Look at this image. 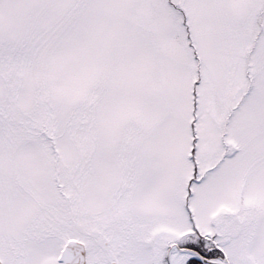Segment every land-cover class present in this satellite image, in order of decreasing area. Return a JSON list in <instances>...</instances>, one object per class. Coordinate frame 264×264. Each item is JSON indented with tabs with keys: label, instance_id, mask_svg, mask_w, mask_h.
<instances>
[{
	"label": "snow or ice",
	"instance_id": "obj_1",
	"mask_svg": "<svg viewBox=\"0 0 264 264\" xmlns=\"http://www.w3.org/2000/svg\"><path fill=\"white\" fill-rule=\"evenodd\" d=\"M0 264H264V0H0Z\"/></svg>",
	"mask_w": 264,
	"mask_h": 264
}]
</instances>
